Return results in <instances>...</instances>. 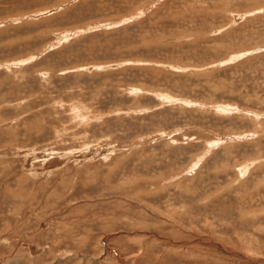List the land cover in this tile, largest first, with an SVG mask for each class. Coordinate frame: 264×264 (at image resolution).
Listing matches in <instances>:
<instances>
[{
  "label": "rangeland",
  "instance_id": "obj_1",
  "mask_svg": "<svg viewBox=\"0 0 264 264\" xmlns=\"http://www.w3.org/2000/svg\"><path fill=\"white\" fill-rule=\"evenodd\" d=\"M0 264H264V0H0Z\"/></svg>",
  "mask_w": 264,
  "mask_h": 264
}]
</instances>
